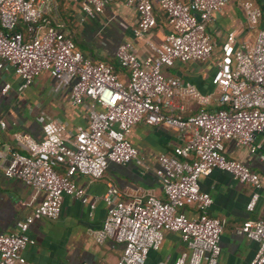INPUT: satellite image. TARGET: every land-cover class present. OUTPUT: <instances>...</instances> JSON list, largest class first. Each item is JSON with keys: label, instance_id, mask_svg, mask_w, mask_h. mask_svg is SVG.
<instances>
[{"label": "built area", "instance_id": "built-area-1", "mask_svg": "<svg viewBox=\"0 0 264 264\" xmlns=\"http://www.w3.org/2000/svg\"><path fill=\"white\" fill-rule=\"evenodd\" d=\"M67 1L76 3L78 23L118 1L135 10L134 37L145 38L156 25L151 0ZM226 2L158 0L168 30L158 42L145 38L147 53L142 57L134 52L131 41H119L114 58L124 70L121 74L111 64L82 53L72 36L63 32L57 0H0V71L11 70L16 75V92L23 91L45 70L51 79L49 92H66L71 105H81L86 111V124L75 126L73 131L57 119L45 118L40 137L13 134L20 150L0 142L2 175L23 182L37 200L16 223V230L0 232V264H36L26 263L20 252L28 240L26 230L38 218L57 217L64 195H72L90 209L97 199L104 202L105 217L91 234L97 242L113 235L122 244L113 264H151L146 262L147 252L159 246L165 230L177 232L185 246L172 264L217 263L224 219L208 214L212 199L199 189L198 179L213 169L221 170L250 186L247 211L253 210L258 199V173L228 157L224 143L234 141L264 163V151L255 141L256 134L264 132L260 8L251 0H238L253 39L225 37L210 77L212 91L201 92L167 69L176 61L210 58L214 43L206 26ZM9 88L10 83L4 82L0 92L4 94ZM139 121L163 123L177 130L178 142L170 151L157 155L152 169L164 197L147 194L143 199L126 201L119 188L107 181L101 195L88 198L83 187L75 183V175L95 180L102 177L108 162L125 164L134 159L137 149L127 134ZM4 126L0 119V128ZM186 205H193L195 215L184 212ZM234 231L257 243L250 264H263L264 221L245 218Z\"/></svg>", "mask_w": 264, "mask_h": 264}, {"label": "crops", "instance_id": "crops-1", "mask_svg": "<svg viewBox=\"0 0 264 264\" xmlns=\"http://www.w3.org/2000/svg\"><path fill=\"white\" fill-rule=\"evenodd\" d=\"M186 1V0H182ZM261 10L259 24L264 27V1L251 0ZM157 16L156 25L145 38L158 42L168 30L160 14L158 0H151ZM63 16L59 18L62 30L70 34L75 45L94 60L111 63L116 72L124 74L114 58L116 44L129 40L134 52L142 57L147 53L144 37H134L131 27L136 13L132 6L122 2H111L102 13L82 23L77 22L76 3L66 1ZM206 31L214 43L212 54L206 61L190 60L175 62L167 71L193 83L201 92H210V81L214 62L218 57L219 46L228 35L237 40L253 39V31L247 29L245 17L238 0H227L213 21L207 24ZM17 77L11 71H0V88L4 82L10 88L0 92V119L5 121L0 128V142L8 143L20 150L13 139L15 132H23L33 138L41 135V123L45 118L61 121L73 131L77 125L86 124V111L81 105H71L66 92H49L51 79L43 70L33 82L20 93L15 86ZM127 139L136 147L137 156L125 164L108 162L102 177L89 180L84 174H77L74 181L83 187L88 198L101 195L110 181L120 190L122 199L129 201L143 199L147 194L163 198L159 181L152 174L156 157L160 152L170 151L178 142L177 130L163 123L150 125L139 121L127 134ZM255 141L264 151V132L257 133ZM1 146V145H0ZM228 157L239 160L255 170L261 182L259 196L252 211L245 209L250 186L234 180L228 173L213 169L198 179L199 189L211 196L208 214L224 219L219 236V254L216 264H250L257 249V243L243 235L236 234L235 227L245 218H260L264 221V163L257 154L228 140L224 143ZM29 187L18 179L6 178L0 170V232L16 230V223L23 219L36 205ZM106 207L101 199L90 209L86 203L72 195L62 197L61 209L57 217H41L29 224L27 243L20 251L26 263L36 264H113L121 253L122 244L113 235L97 242L91 231L100 227L105 217ZM184 212L195 215L193 205H186ZM185 249L177 232L165 230L156 249L147 252L146 262L151 264H172L175 257ZM264 264V263H263Z\"/></svg>", "mask_w": 264, "mask_h": 264}, {"label": "trees", "instance_id": "trees-1", "mask_svg": "<svg viewBox=\"0 0 264 264\" xmlns=\"http://www.w3.org/2000/svg\"><path fill=\"white\" fill-rule=\"evenodd\" d=\"M66 1H67V0H57V10H58V13H59L60 16H63L62 11H63V7H64ZM160 14H161V15L163 16V18H164V15L162 14L161 11H160ZM155 20L157 21L156 13H155ZM16 28H17V29H20L18 26H17ZM107 63H108V62H107ZM109 64H111V63H109ZM111 66H112L113 70H115V68H114V66H113L112 64H111ZM118 67H120V66L118 65Z\"/></svg>", "mask_w": 264, "mask_h": 264}]
</instances>
